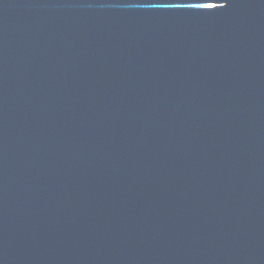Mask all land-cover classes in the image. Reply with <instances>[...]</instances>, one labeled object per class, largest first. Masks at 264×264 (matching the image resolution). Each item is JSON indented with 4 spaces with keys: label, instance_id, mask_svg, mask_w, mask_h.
I'll list each match as a JSON object with an SVG mask.
<instances>
[{
    "label": "water",
    "instance_id": "95a60500",
    "mask_svg": "<svg viewBox=\"0 0 264 264\" xmlns=\"http://www.w3.org/2000/svg\"><path fill=\"white\" fill-rule=\"evenodd\" d=\"M0 0V264H264V0Z\"/></svg>",
    "mask_w": 264,
    "mask_h": 264
},
{
    "label": "snow or ice",
    "instance_id": "6c2138e0",
    "mask_svg": "<svg viewBox=\"0 0 264 264\" xmlns=\"http://www.w3.org/2000/svg\"><path fill=\"white\" fill-rule=\"evenodd\" d=\"M220 2L218 0H207V2H196V3H186V4H165V7H173V8H180V7H187L190 9H198L204 11H214L218 7Z\"/></svg>",
    "mask_w": 264,
    "mask_h": 264
}]
</instances>
